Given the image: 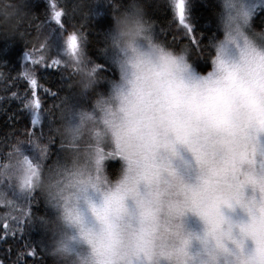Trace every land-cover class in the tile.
<instances>
[{
  "label": "clouds",
  "instance_id": "clouds-1",
  "mask_svg": "<svg viewBox=\"0 0 264 264\" xmlns=\"http://www.w3.org/2000/svg\"><path fill=\"white\" fill-rule=\"evenodd\" d=\"M151 2L62 0L69 19L95 23L101 5L109 9L98 45L107 65L83 40L62 53L69 91L51 134L0 150V207L23 215L39 197L45 211L30 223L51 264H264L257 0H217V32L200 53L160 37ZM36 19L31 0H0V39L23 41ZM116 160L113 176L107 162Z\"/></svg>",
  "mask_w": 264,
  "mask_h": 264
},
{
  "label": "trees",
  "instance_id": "trees-1",
  "mask_svg": "<svg viewBox=\"0 0 264 264\" xmlns=\"http://www.w3.org/2000/svg\"><path fill=\"white\" fill-rule=\"evenodd\" d=\"M124 2L126 3L127 0ZM185 2L186 11L183 24L179 20L177 9L169 6L168 0H152L149 12L156 21V29L162 39L176 47L189 45L196 53H200L203 44L212 37L214 32H217L214 12L219 5L217 0H185ZM31 4L37 14V19L35 25L29 26L24 40L0 39V72L6 75V87H0V150H8L16 138L26 137L29 131L38 136L41 133L51 134L50 122L58 117L61 101L69 91L70 74L64 63L65 58L62 53L57 54L55 50L50 49L47 60L38 66L34 65L31 70L38 80L35 91L37 97L41 99L40 124L33 127L31 114L24 109L23 101L11 97L12 92H17L20 97L33 98L30 85L26 80L19 78V73L25 70L28 63L24 60V52L39 51L41 45L44 44L36 41V25H43L44 30L53 37L58 34L62 35L64 40L76 34L78 43L81 45L83 40L90 55L107 65V60L99 52L98 45L100 32L111 25L108 8L101 5L104 15L95 23H91L79 17L69 19L65 15L62 0H31ZM257 9L252 23L256 28H264V5L257 6ZM55 11L62 12L63 28H58L49 17V14ZM56 59L61 61L59 68L55 65L47 67ZM196 66L204 72L210 65L206 61L197 60ZM109 68L110 66L104 68L106 75L114 76V70L110 71ZM45 89L56 93V96L50 95ZM107 163L108 170L114 176L120 162L116 160ZM25 211L34 218L43 214L45 208L39 197H36L27 204ZM14 216H19L17 210L0 207V264H51L44 249L42 233L26 217L16 224L12 220ZM5 224L15 231H3ZM19 229H24V231Z\"/></svg>",
  "mask_w": 264,
  "mask_h": 264
},
{
  "label": "snow or ice",
  "instance_id": "snow-or-ice-1",
  "mask_svg": "<svg viewBox=\"0 0 264 264\" xmlns=\"http://www.w3.org/2000/svg\"><path fill=\"white\" fill-rule=\"evenodd\" d=\"M174 7L175 9L178 10L179 20L183 24L185 20V11H186L185 0H176ZM61 18H62L61 11H55L51 17V19L57 24L58 28H63V24H61ZM53 45H54V48L56 49L57 54H61L64 52L74 54L78 51L80 47V44L78 43V37L76 34H72L71 36L67 38V40H64L62 35L58 34L54 37ZM48 55H49V50L46 48L44 44H42L41 49L39 51H33V52L25 51L24 60L30 61L32 65H39L40 63L45 62L47 60ZM53 65L59 68L61 65V61L59 59H56L52 62V64L47 65V67H52ZM19 78L26 80L27 83L30 85L32 89L31 95L33 98L28 99L27 96L20 97L18 96L17 92H12L11 97L15 99H21L23 101L24 109L29 111L31 114V125L35 127L40 124L41 119H42L41 99L37 97V93L35 91L36 87L38 86V80L36 78L35 73L28 68H25L23 72L19 73ZM45 91L49 92V94L52 96H56V93L51 92L49 89H45ZM49 115H52V114L49 113ZM33 134L35 133L32 131H29L27 133L28 136H31ZM41 135L43 134L41 133ZM33 199L29 200L28 203H31ZM12 210L15 211V209H12ZM8 215H10V213ZM25 217L30 222L31 215L27 211H24L23 215L12 217V220L16 224H19L21 219ZM19 230L24 231V229H19ZM3 231L9 232V231H15V229H10L9 225L5 224L3 226ZM40 243H42V241Z\"/></svg>",
  "mask_w": 264,
  "mask_h": 264
},
{
  "label": "rangeland",
  "instance_id": "rangeland-1",
  "mask_svg": "<svg viewBox=\"0 0 264 264\" xmlns=\"http://www.w3.org/2000/svg\"><path fill=\"white\" fill-rule=\"evenodd\" d=\"M261 5H264V0H257V6H261ZM177 12H178V10H177ZM52 15H53V14H49V17L51 18ZM33 66H34V65H32L30 61H28L27 65H26V68H28V69H30V70H33ZM37 66H38V65H37Z\"/></svg>",
  "mask_w": 264,
  "mask_h": 264
}]
</instances>
